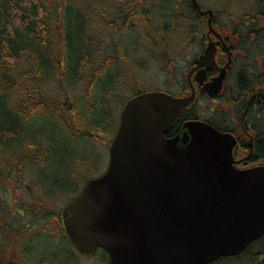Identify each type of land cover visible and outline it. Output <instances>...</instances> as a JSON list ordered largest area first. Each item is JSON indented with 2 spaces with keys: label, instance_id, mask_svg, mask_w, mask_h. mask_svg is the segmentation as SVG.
Segmentation results:
<instances>
[{
  "label": "water",
  "instance_id": "1",
  "mask_svg": "<svg viewBox=\"0 0 264 264\" xmlns=\"http://www.w3.org/2000/svg\"><path fill=\"white\" fill-rule=\"evenodd\" d=\"M191 3L210 15L209 33L221 39L213 12ZM216 50L211 41L197 68L215 66ZM194 98L149 91L126 102L106 172L88 179L62 212L79 250L101 247L109 264H210L264 235V166L237 170L233 135L189 121L182 138L165 137Z\"/></svg>",
  "mask_w": 264,
  "mask_h": 264
},
{
  "label": "trees",
  "instance_id": "2",
  "mask_svg": "<svg viewBox=\"0 0 264 264\" xmlns=\"http://www.w3.org/2000/svg\"><path fill=\"white\" fill-rule=\"evenodd\" d=\"M116 1L110 6L100 0H0V154L17 147L12 154L18 151L17 161L20 162L21 172L24 171L25 162L32 167L38 166L34 169L43 195L54 196L62 183L57 175L54 176L58 170L49 168L46 174L38 172L40 167L48 168L50 151L56 142L59 143L37 125L35 121L38 118L49 116L73 141L90 139L110 146L117 131L118 124L108 107L113 89L108 88L107 83L112 80L103 70L113 62L111 57L105 58L103 67L92 70L89 76L95 86L93 93H88L85 104V107L92 108L87 114L90 119L87 120L82 108L71 101L73 89L88 78L92 49L94 52L102 42L100 40L94 45L98 39L91 36L93 29L90 30L89 14L101 18L119 16L125 29H133L135 23L143 37H150L164 46L169 45L170 36H166V33L172 31L174 25L171 22L162 23L160 19L157 20V15L145 9L149 0ZM163 1H177L175 8L166 9L165 15L172 17L182 15L183 6L192 9L188 0H160ZM244 2L233 0V6L237 3L243 7ZM256 2L264 9V0ZM72 16L76 17V21L72 20ZM120 62L127 64L125 59ZM104 76L99 97L93 101L91 99L93 95L97 96L95 90ZM101 96H104V100H101ZM87 124L90 126L87 127ZM26 145L29 150L24 153L28 154L23 156L22 149ZM71 151L78 156L77 150ZM75 161L81 160L76 158ZM66 170L71 174L69 169ZM3 173L7 175L6 183H12L9 174ZM49 181L54 183L48 185ZM31 200L29 207H34L38 215H43L45 211L48 213L46 215L53 212L51 204L43 198L31 196ZM211 264H264V236L241 254L222 257Z\"/></svg>",
  "mask_w": 264,
  "mask_h": 264
},
{
  "label": "flooded vegetation",
  "instance_id": "3",
  "mask_svg": "<svg viewBox=\"0 0 264 264\" xmlns=\"http://www.w3.org/2000/svg\"><path fill=\"white\" fill-rule=\"evenodd\" d=\"M193 19L198 21L204 33L202 42H195L197 54L187 64V71L181 81L169 72L165 85L156 89L137 92L161 91L175 97L195 94L194 101L181 110L175 123L164 133L167 139L182 138L187 132L186 123L203 121L236 139L233 149V166L239 171H251L264 166V9L256 0H245L241 15L233 13V0L222 10L203 4L202 11H212V24L220 34L219 39L209 33L208 13L201 14L194 8ZM211 41L216 44L215 66L197 68L196 59L205 53ZM147 43V42H145ZM155 43V42H154ZM194 44V43H193ZM164 57L172 64V49ZM176 52V48L174 49ZM176 68V66L173 65ZM223 69L226 74L220 90L216 84ZM135 94V95H136ZM210 104V109L200 112V107ZM4 199V197H3ZM2 199V200H3ZM31 198H17L10 202L0 216V264H64L87 260L89 264H109L110 256L102 248L93 253L77 249L69 238L60 213L38 215L29 207ZM26 205V208L24 206ZM34 212L36 214H34ZM56 246H47V240ZM40 246L45 247V249ZM44 255L38 263L33 257ZM52 261V262H51ZM59 262V263H58Z\"/></svg>",
  "mask_w": 264,
  "mask_h": 264
},
{
  "label": "rangeland",
  "instance_id": "4",
  "mask_svg": "<svg viewBox=\"0 0 264 264\" xmlns=\"http://www.w3.org/2000/svg\"><path fill=\"white\" fill-rule=\"evenodd\" d=\"M200 1L218 10H222V8L228 5L225 0ZM100 2H106L110 6L117 3L116 0H100ZM147 3V6L144 5V8L157 15V20L160 19L162 23L171 22L174 25L173 30L166 33V36H170L168 43L172 49V57L169 63H171L172 66H169L164 59V57L169 54L168 48H163L161 42L154 43L150 37H143L138 31L139 28L137 24L133 23L135 25L133 29H125L119 16L107 15V18H101L95 14H89V22L92 24L90 30L91 28L93 29V31L91 30V36L98 39V41L94 42V45H97V42L100 40L102 42L101 44L99 42L98 47H94V52L92 49L93 58L87 74L88 78L78 83L73 89L71 97V101L82 108L86 119H90L88 115L92 109L89 106L85 107L87 95L89 92L93 93L95 87L89 79L91 78L89 76L92 70L103 67L104 64H102V61L105 58L111 57L113 61L108 64L107 67H104L103 70L107 72L106 76H110L112 80V82L107 83V87L113 89L109 97L108 107L113 114L116 124H118L124 105L135 95V92L138 91L137 89L142 91L159 88L161 85H165L166 77L173 78L174 76L178 81H181L186 74L187 64L194 58L193 56L197 54L198 47L195 42H202L201 38L204 31L202 27L198 26V21L196 19L193 20L192 9L183 6V8H185L183 10L184 13H182V15L176 13L179 16L172 17L165 15L167 14L166 9L170 10L175 8L177 1L160 2V0H149ZM242 11V5H237V3H235V6H233V13L241 15ZM72 20L76 21V17L72 16ZM110 22H112V24H110ZM175 48L176 52H174ZM121 59H125L127 64L120 62ZM173 65L176 66V68L173 67ZM169 72H173L174 75H170ZM102 78L103 79H100L98 89L95 90L97 93L95 95L97 96L93 95L91 99L93 101L99 97L105 76ZM101 100H104V96H101ZM93 105H95V103H93ZM210 106V104H206L202 107L198 105L195 107L200 109V112L203 113L208 111ZM35 122L50 134V137L52 136L59 141V143L56 142L54 144V149L50 151L48 168L40 167L38 168V172L46 174L49 168L55 171L58 170L57 173H54V176L57 175L63 185L59 184L61 187L54 196L43 195L42 189L38 185V179L36 178L35 169L38 166L32 167V165H28V162H25L23 164L24 171L21 172L19 166L20 162L17 161L19 153L17 151L16 154H12V152L17 150V147H11L6 153L0 154V197H4V199L2 197L3 200L0 199V216L5 213V208L8 207L10 202L15 203L17 198H31V196L41 197L45 202L50 203V208L53 211L51 214L60 213L62 209L80 193L88 179L102 175L109 165V146H105L102 143L90 139H78L73 141L65 131L59 129L57 123L49 116H42ZM89 126L90 124H87V127ZM57 149L62 150L56 151ZM18 150L21 149L19 148ZM27 150H29L28 145L22 149L23 156L24 154H28L24 153ZM71 150H77L78 156H75ZM76 158L81 161L76 162ZM66 169H69L71 174H68ZM3 172L9 174L13 180L12 183H6L7 175ZM56 177H53V179ZM50 183L54 182L49 181L48 185H50ZM5 184L7 185L4 186ZM16 187L18 189H15ZM52 188L54 189V187ZM44 214L48 213L45 211ZM46 242L48 247H53V250L56 248V246L51 243V239ZM40 247L43 248V246ZM43 249H45V247ZM33 259L34 262L37 261L40 263L45 259V256L39 254L34 256ZM64 264H89V262L83 259L76 263L75 260H72L71 263L65 262Z\"/></svg>",
  "mask_w": 264,
  "mask_h": 264
}]
</instances>
